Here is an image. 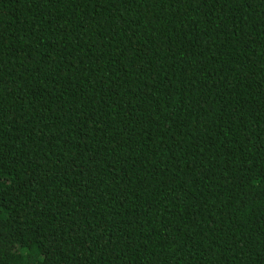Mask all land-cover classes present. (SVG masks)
<instances>
[{"label":"trees","instance_id":"16d2710c","mask_svg":"<svg viewBox=\"0 0 264 264\" xmlns=\"http://www.w3.org/2000/svg\"><path fill=\"white\" fill-rule=\"evenodd\" d=\"M0 264H264V0H0Z\"/></svg>","mask_w":264,"mask_h":264}]
</instances>
